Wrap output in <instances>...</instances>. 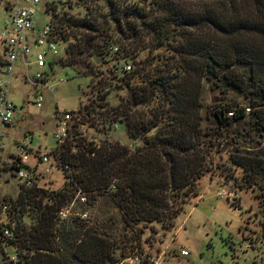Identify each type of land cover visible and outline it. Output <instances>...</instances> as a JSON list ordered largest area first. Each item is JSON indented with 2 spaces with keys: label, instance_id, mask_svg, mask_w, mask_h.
Returning <instances> with one entry per match:
<instances>
[{
  "label": "trees",
  "instance_id": "16d2710c",
  "mask_svg": "<svg viewBox=\"0 0 264 264\" xmlns=\"http://www.w3.org/2000/svg\"><path fill=\"white\" fill-rule=\"evenodd\" d=\"M48 11L56 37L67 42L53 63L91 75L79 107L84 118L96 127L122 122L139 144L132 150L106 135L95 149L60 147L69 185L21 186L8 200L16 232L0 240L13 246L17 260L5 258V264H115L121 258L117 227L172 223L188 198L198 195L196 183L211 169L213 146L201 126L206 83L245 100L212 109L213 137L223 139L237 125L246 132L236 134L259 138L258 144L264 139V0H66ZM153 43L171 53L162 54L156 67L150 56L136 60ZM113 45L118 56L110 51ZM107 56L131 60L132 70L97 68L94 58L104 62ZM120 85L124 98L114 93ZM111 93L119 100L115 105L109 104ZM230 157L242 168L244 185L264 189V148ZM78 189L91 205L97 196L106 198L120 218L100 215L104 223L92 226L78 216L58 220L63 206L78 202Z\"/></svg>",
  "mask_w": 264,
  "mask_h": 264
},
{
  "label": "rangeland",
  "instance_id": "374dc122",
  "mask_svg": "<svg viewBox=\"0 0 264 264\" xmlns=\"http://www.w3.org/2000/svg\"><path fill=\"white\" fill-rule=\"evenodd\" d=\"M182 3L185 5L186 1ZM45 8V5L37 8L34 23L36 28L49 17ZM7 13L8 9L0 5V31L4 28ZM151 46L153 49L150 52L148 50L141 52L136 60L150 56L152 66L156 67L161 63L162 54L165 56L169 54L171 57L168 50L157 48L156 43ZM56 47L58 50L56 55L48 52V61L51 62L52 68L47 70L46 88L37 92L23 80L20 71L17 72V78L13 83L14 92L11 95L15 105L13 121L9 128L3 130L4 146L0 148L2 159L10 160L12 154L17 151L18 142L25 136L32 140L30 145L33 148L39 147L44 152L54 148L56 111L77 110L85 103L84 91L91 82V75L78 74L69 66L53 63V59L64 55V44L56 43ZM0 48L2 50L1 44ZM106 59L107 61L103 62V59L94 58V61L99 63L97 68L104 71L117 61L114 56H107ZM135 81L136 84H141L142 79ZM36 93L43 97L41 107L34 104ZM114 93L121 98L127 95L121 85L114 89ZM234 100L245 102L244 96L237 92L229 91L225 94L223 90L209 83L203 86L201 93L203 107L200 116L203 133L206 132L204 140L210 138L213 144L210 151L211 169L197 181L198 195L188 198L184 212L175 217L172 223L140 224L136 230H122L118 227L115 229L114 233L119 235L118 240L121 241L118 251L121 258L118 264H264V189L258 185H244L241 180L242 168L236 166L230 157V154L237 150L248 154L259 152L264 148V139L258 144L259 138L253 139L245 134H236L238 130L246 132L237 125L231 127L223 139L211 135L217 128L210 120L212 109ZM118 101L115 94L111 93L109 104L115 105ZM116 124V127L109 125L107 128L108 123L106 126L103 125V128L102 125L100 127L102 130H109L108 140L119 141L133 150L139 141L128 136L124 123ZM202 146L206 148L205 145ZM40 167L41 172L47 168V164ZM8 171L7 168L0 166V205L10 204L8 200L17 195L19 188L15 176ZM40 177V184L47 188L59 189L69 185L65 173L61 170H54L48 172L47 176ZM86 199V204L77 202L73 205L72 201L69 205H73L72 210L75 212L87 213L83 218L87 220L85 222L87 226H92L94 222L102 225L104 218L100 215L120 218L114 204L109 206L108 203L106 206V198L97 196L93 205L89 204L87 196ZM106 211H109L108 214L104 213ZM133 245L138 247L131 250ZM182 250L187 253L182 254ZM13 255V246L0 240V264H5V258L10 260Z\"/></svg>",
  "mask_w": 264,
  "mask_h": 264
},
{
  "label": "built area",
  "instance_id": "2783aa9c",
  "mask_svg": "<svg viewBox=\"0 0 264 264\" xmlns=\"http://www.w3.org/2000/svg\"><path fill=\"white\" fill-rule=\"evenodd\" d=\"M65 2L66 0H0V5L8 9L4 28L0 31L3 59L0 63V148L4 146L2 142L3 130L9 128L13 121L15 105L11 95L14 92L13 83L16 73L20 71L23 80L37 92L46 88L47 70L51 68L48 52L56 55L58 53L56 43L62 42L56 37L54 27L49 19L44 20L39 28L35 27L37 8L45 5V11L49 15V7L61 6ZM63 44L66 46L65 43ZM110 51L118 56L117 46H110ZM115 58L122 62L109 66L114 73L132 70L130 61ZM42 102V95L36 93L34 104L41 107ZM246 111L250 112V108H246ZM55 119L56 129L53 135L56 146L54 148L46 152L41 151L40 148H33L30 145L31 139L25 136L18 142L17 151L12 154L10 160L2 159L0 155L3 167L15 176L19 187H45L40 184V175L47 176L48 172L54 170H61L63 173L68 171V165H62L58 158L60 147L66 145L71 149V152L78 149H95L101 145L104 136L109 132L108 129V131L102 130L103 127L92 126L84 118L83 110L79 108L77 110H57ZM6 124H9V127H5ZM110 126L116 127L117 124L112 123ZM110 126L108 125L107 128ZM43 164H47V168L40 172L39 170L42 169L40 165ZM75 197L79 203L86 202V195L80 189L76 191ZM69 204L57 212L58 220H66L71 216L80 218L87 216L85 211L75 212L72 210L74 202L73 205ZM15 232L16 223L10 212V205L2 203L0 205V236L7 240L12 239ZM181 253L186 254L187 252L182 250ZM16 260L15 254L10 260L8 259V261Z\"/></svg>",
  "mask_w": 264,
  "mask_h": 264
},
{
  "label": "crops",
  "instance_id": "0c3cea01",
  "mask_svg": "<svg viewBox=\"0 0 264 264\" xmlns=\"http://www.w3.org/2000/svg\"><path fill=\"white\" fill-rule=\"evenodd\" d=\"M17 78V73H16V76H15V79ZM32 141V140H31ZM39 148V147H38ZM3 163V162H2ZM0 166L2 167V168H4L3 167V165L1 164V161H0Z\"/></svg>",
  "mask_w": 264,
  "mask_h": 264
},
{
  "label": "water",
  "instance_id": "95a60500",
  "mask_svg": "<svg viewBox=\"0 0 264 264\" xmlns=\"http://www.w3.org/2000/svg\"><path fill=\"white\" fill-rule=\"evenodd\" d=\"M5 127H9V124H6Z\"/></svg>",
  "mask_w": 264,
  "mask_h": 264
}]
</instances>
